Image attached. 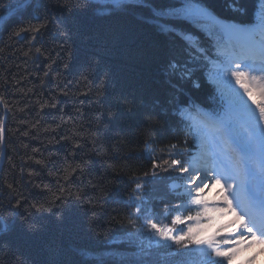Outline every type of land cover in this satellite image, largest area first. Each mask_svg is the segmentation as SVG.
Returning a JSON list of instances; mask_svg holds the SVG:
<instances>
[{"label": "snow or ice", "instance_id": "6c2138e0", "mask_svg": "<svg viewBox=\"0 0 264 264\" xmlns=\"http://www.w3.org/2000/svg\"><path fill=\"white\" fill-rule=\"evenodd\" d=\"M225 5L230 15L215 11L208 0H0V10L9 15L36 13L32 19L38 23L20 27L12 33L15 38L32 33L31 40L36 41L42 30L53 27L71 38L77 18L95 11L103 16L140 13L139 22L159 40L158 87L152 110L146 113L148 132L141 133L148 135L143 156L150 167L130 180L125 201L128 227L112 247L105 243L99 250L79 254L53 251L46 264H234L254 244L264 249V0H252L251 9L244 0H225ZM4 51L0 48V53ZM45 51L33 43L23 56L50 61L43 71L48 78L57 61ZM99 63L96 57L87 60L78 81L86 87L77 88L78 95L93 94L87 85ZM106 79L107 73L99 77L97 92L104 91ZM8 83L5 79V86ZM206 85L212 89L209 95L219 98V110L200 107L193 99V93ZM6 91L7 87L0 92V160L7 157L8 113L19 121L16 133L30 140H40L41 130L55 134L68 124L61 119L55 127H43L41 119L17 117V112L32 110L29 94L35 93L18 88L25 101L21 107L20 101L10 102ZM70 94L61 88L49 99L38 98L37 117L45 109H58L57 96ZM155 115L190 136L191 147L180 148L181 143L189 144L188 139L165 148L150 147L156 143L150 135ZM82 132L73 128L48 140L70 144L62 158L45 156L47 148L31 147L29 152L27 143L21 145L23 154L13 147L21 163H10L11 179L0 174V251L6 237L23 243V234L35 231L37 214L59 210L69 201L84 202L86 197L94 207L88 190L77 184L90 166L84 150L95 144V138ZM112 174L119 178L115 168ZM45 175L55 177L56 191L44 183ZM217 185L216 196L209 199L207 193ZM89 187L98 191L96 184L89 182ZM25 189L36 190L37 195L29 199Z\"/></svg>", "mask_w": 264, "mask_h": 264}, {"label": "trees", "instance_id": "16d2710c", "mask_svg": "<svg viewBox=\"0 0 264 264\" xmlns=\"http://www.w3.org/2000/svg\"><path fill=\"white\" fill-rule=\"evenodd\" d=\"M208 2L218 13L230 15L225 0ZM244 5L251 9L252 0H244ZM5 14L7 12L0 10V15ZM35 14L12 15L0 27V48L5 49L0 53V92L7 87L6 97L10 102L20 101L23 107L25 101L21 99L22 93L18 88L25 91L32 89L35 94L30 93L28 101L32 110L17 112V117L23 116L29 121L41 119L43 127H55L61 123V119L68 121V124L55 134H45L41 130V144L40 140H30L16 133V129L21 127L19 121L8 113L7 127L11 131L8 134L7 157L0 174L11 179L10 163L17 166L21 163L20 157L12 151L13 147H18L23 154L25 150L21 145L27 143L30 145L29 152L31 147H41L42 151L47 148L45 156L51 154L62 158L70 149V144H49L48 140L53 135H65L73 128L83 129L82 134L90 139L95 138V144L90 143L84 150L86 158L90 159V166L77 184L82 183L88 190L94 207L87 203L86 197L84 202L69 201L59 210L53 208L51 213L37 214L36 222L32 225L35 231L24 233L23 243L19 242L18 237L5 238L3 250L0 251V264H46L53 251L79 254L84 250H99L105 243L112 247L114 242L121 239L120 233L128 227L129 209L125 201L131 192L130 180L150 167L143 156L144 141L148 135L141 133L148 132L145 129L146 113L152 110L158 87L155 50L159 40L139 22L140 13L103 16L93 11L77 18L71 38L58 34L54 27L42 30L36 41L31 40L32 33L22 34L21 38L12 37V33L20 27L38 23L32 19ZM33 43L35 47L46 50V56L51 54V59L57 61L52 65L48 78L43 77V71L50 61L41 57L34 62L23 56V52L28 51ZM8 45L11 47H6ZM91 57H96L100 62L90 74L87 85L92 87L93 94L90 97L80 96L77 88L84 90L86 87L78 83L80 73L86 70V62ZM104 73H107L104 91L97 92L98 79ZM5 79L9 81L7 86ZM42 79L45 81L43 85ZM17 81L20 83L17 84ZM61 88L70 90L72 94L57 96L58 109H45L37 117V99H49ZM211 92V86L206 85L203 91L193 93V99L200 107L210 106L209 110H219V98L214 94L209 95ZM151 122L156 125L150 132L156 143L150 147L165 148L170 143L185 139L189 144L181 143V150L191 147V137L186 136L182 129H176L166 117L155 115ZM113 168L119 172V178H113ZM15 175L19 179L18 169ZM89 182L96 184L98 191L92 192ZM44 183L50 184L56 191L55 177L45 175ZM24 194L31 199L37 195V191L25 189ZM40 196L50 198V194Z\"/></svg>", "mask_w": 264, "mask_h": 264}, {"label": "rangeland", "instance_id": "374dc122", "mask_svg": "<svg viewBox=\"0 0 264 264\" xmlns=\"http://www.w3.org/2000/svg\"><path fill=\"white\" fill-rule=\"evenodd\" d=\"M218 188L219 186L217 185L207 193L209 199H212L216 196ZM253 257L254 259H252ZM249 260H251V264H264V249H262L260 245L254 244L252 248L240 253L234 261V264H242V262Z\"/></svg>", "mask_w": 264, "mask_h": 264}, {"label": "water", "instance_id": "95a60500", "mask_svg": "<svg viewBox=\"0 0 264 264\" xmlns=\"http://www.w3.org/2000/svg\"><path fill=\"white\" fill-rule=\"evenodd\" d=\"M4 17L3 20H0V27L3 25V23L8 20L12 15H9L8 13L5 14V15H2ZM6 119H7V116H6ZM4 161H5V158L3 160H0V171L2 169V166L4 164Z\"/></svg>", "mask_w": 264, "mask_h": 264}]
</instances>
